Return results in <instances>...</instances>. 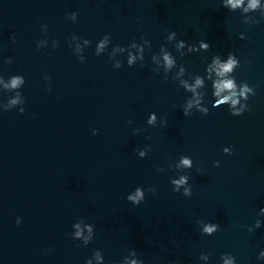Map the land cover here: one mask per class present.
I'll list each match as a JSON object with an SVG mask.
<instances>
[{"label":"water","instance_id":"95a60500","mask_svg":"<svg viewBox=\"0 0 264 264\" xmlns=\"http://www.w3.org/2000/svg\"><path fill=\"white\" fill-rule=\"evenodd\" d=\"M73 11L76 23L66 18ZM43 24L49 44L36 51ZM173 30L188 43L211 45L178 58L189 72L202 75L212 55L235 52L242 65L237 81L256 91L250 112L233 117L227 106L212 108L209 86V114L183 116L179 105L190 94L171 76L165 81L151 71V55ZM241 32L247 39L238 38ZM106 33L122 46L146 36L152 48L145 50V66L127 67L125 54L118 57L124 66L115 69L106 54L94 56ZM72 34L92 42L83 64L67 46ZM6 57L13 62L3 64ZM15 74L26 79V104L22 115L0 113V264H85L94 249L106 261L135 249L145 264H204L201 253L212 254L208 264H220L222 253L237 264H264L257 260L264 224L253 233L239 227L252 226L264 208V20L243 24L220 0H0V75ZM44 74L51 80L43 81ZM153 112L167 125L147 126ZM146 146L151 151L138 157L136 150ZM225 147L233 154L225 155ZM181 155L194 163L186 170L190 198L169 183L177 173L168 165ZM138 186L155 187L157 194L146 193V202L133 206L126 196ZM82 217L96 225V237L77 248L68 233ZM199 219L221 230L202 235Z\"/></svg>","mask_w":264,"mask_h":264},{"label":"clouds","instance_id":"9594fccd","mask_svg":"<svg viewBox=\"0 0 264 264\" xmlns=\"http://www.w3.org/2000/svg\"><path fill=\"white\" fill-rule=\"evenodd\" d=\"M220 2L221 7L227 9L229 12H239L243 24L252 26L258 24L260 20H264V0H220ZM253 13H258L260 20L256 19L252 15ZM66 18L72 23H76L78 21V13L75 11L68 13ZM41 27L45 38L36 41V51L47 48L49 44L47 39L48 25L43 24ZM238 38L245 40L247 36L241 32ZM10 39L12 43L16 42L14 33L10 36ZM164 41L160 45L158 52L151 55V64L153 65L151 71L155 75L162 74L165 81L171 76V80L178 84V88H182L185 93L190 94L186 97L183 104L179 105L184 117L192 116L195 113H200L204 116L209 114L210 108L205 104L209 86L214 102L209 100L208 105H211L212 108L227 106L230 115L233 117H239L251 111L248 101L250 97L256 95V91L247 81H237L235 73L242 65L240 58L235 52H228L226 56L220 53L212 55L210 62L206 63L204 72L201 75L189 72L183 63H178V58L182 60L184 57L194 53L208 52L211 48L208 42L200 40L196 43H188L186 40L178 38L177 32L174 30L167 32ZM91 44L92 42L89 39L76 34L67 37V46L72 50V53L81 64L86 62L87 57L84 55V51ZM169 44L173 46V50L177 55H173V51L169 50L167 47ZM51 47L52 49L58 48L59 41L53 40ZM151 48V41L146 36H141L140 42L132 40L126 46H122L119 44L113 45L111 34L106 33L96 42L93 55L101 57L106 54L113 68L120 69L124 66L125 62L118 57H123L126 54L127 67L133 68L139 63L140 67L143 68L146 63L145 50H151ZM109 49L111 50L109 51ZM12 62L11 57H6L3 60V64H11ZM245 63L250 65L251 61L245 60ZM42 79L43 81H50L51 77L48 74H44ZM25 84L26 79L22 74H15L9 76L7 79L3 75H0V95L11 94L8 96L6 102L0 101V113L16 109L19 114H24L26 97L21 90ZM46 91L51 93L50 84L46 85ZM158 123L161 126H165L167 125V119H158L155 112L150 113L146 121L147 126L156 127ZM128 124H132V121L129 120ZM98 131V129H93L92 134L96 135ZM133 131L134 134H139L140 129H134ZM150 151L151 146L136 150L140 158H145ZM223 153L225 155L233 154L232 149L229 147H225ZM214 166L219 167V161L214 162ZM193 167V160L187 155H181L178 161L168 165V168L175 169L177 173V178L169 179L174 193H180L187 198L192 196V185L189 183L190 174L186 170H191ZM156 171L163 173L166 169L162 166H157ZM198 171L202 170L198 169ZM146 193L155 196L157 189L155 187L145 189L143 186H138L126 196V200L133 206H139L146 202ZM259 217H264V208H260L258 218L252 226L239 225V227L246 228L249 233H253L264 224V220ZM15 223L17 225L21 224V218L17 217ZM196 223L199 226L201 234L205 236H212L221 230L219 224L205 222L203 219L197 220ZM71 228L72 231L68 233V236L74 242H80L76 244L77 248L87 247L96 237V225L86 222L83 217L74 222ZM46 251H51V249ZM211 255V253H201L198 259L203 261L204 264H208ZM257 260L264 261V250L259 252ZM219 261L220 264H237L236 258L231 253H222ZM85 264H145V261L139 258L135 249L128 250L122 259L116 261H106L103 250L94 249L92 255L85 260ZM175 264H182V262L177 260Z\"/></svg>","mask_w":264,"mask_h":264}]
</instances>
